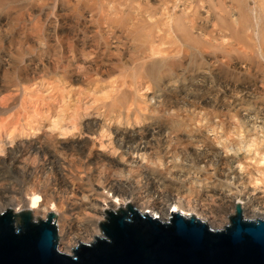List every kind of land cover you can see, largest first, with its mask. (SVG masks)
<instances>
[{
	"label": "bare ground",
	"instance_id": "6f19581e",
	"mask_svg": "<svg viewBox=\"0 0 264 264\" xmlns=\"http://www.w3.org/2000/svg\"><path fill=\"white\" fill-rule=\"evenodd\" d=\"M47 1L0 0V24L29 22L38 50L54 49L48 69L60 72L61 86L48 98L52 103L40 102L45 92L37 84L49 71L25 59L36 48L0 61V142L6 136L12 144H0V213L29 210L46 219L56 210L59 249L66 253L102 234L100 222L116 200V209L131 203L161 221L180 213L213 229L230 223L238 203L246 219H264V107L244 96L240 106L223 100L251 91L249 76L232 71H238L233 60L242 59L254 78L264 70L257 60L264 57V0H104L97 8L136 44L117 50L114 61L113 53L100 57V42L84 43L89 51L82 52L100 57L92 63L72 62L80 51L72 30L57 34L55 48H41L49 39L43 26L57 8L56 0ZM45 4L50 14H43ZM203 7L210 17L198 22ZM110 37L106 31L107 47ZM219 57L225 65L201 92L209 79L198 80L197 72ZM150 89L161 92L154 104ZM146 121L138 132L118 126Z\"/></svg>",
	"mask_w": 264,
	"mask_h": 264
},
{
	"label": "water",
	"instance_id": "95a60500",
	"mask_svg": "<svg viewBox=\"0 0 264 264\" xmlns=\"http://www.w3.org/2000/svg\"><path fill=\"white\" fill-rule=\"evenodd\" d=\"M105 210L102 235L59 249L56 214L31 211L0 217V264H264V219H246L236 205L230 223L213 229L196 217L174 213L170 221L143 214L131 203Z\"/></svg>",
	"mask_w": 264,
	"mask_h": 264
},
{
	"label": "rangeland",
	"instance_id": "374dc122",
	"mask_svg": "<svg viewBox=\"0 0 264 264\" xmlns=\"http://www.w3.org/2000/svg\"><path fill=\"white\" fill-rule=\"evenodd\" d=\"M58 1H60V3H58ZM79 1H80V5L77 4V2H79ZM102 1H104V0H89V1H87V0H56L57 8L54 10V14L48 16L47 22H45V25L43 26V30L47 33V35L49 36L48 37L49 39L46 40L45 46H41V48L42 47L46 48V45H50V46H53V48H55L54 44L57 42V39H58V35L57 34H59V32H61V30H64V29H65V31L72 30V33L73 34L75 33V38L74 39L77 40V43H78L77 46L79 47V50L81 51V52L80 51L77 52V57H76L77 59L74 56L72 57V62H75L79 58L80 60L86 61L87 63H92V62L98 61L100 59V57H101L100 54H104V55L107 54L106 56H104V55L103 56H104V58L105 57L109 58L108 55H111V53L114 54L111 57V59L116 61V58L118 57L116 54H117V52L119 50L124 51L125 48H127L129 46L133 47L136 43L133 41V39L131 37L132 35L130 36L128 33H126L125 29L122 26H120L119 22H114L113 20L112 21H107L106 20V17H109V16H106V15L104 16V14L100 11V8H97L98 4H99V6H101L103 4ZM161 1H163V0H156V4H158V2H161ZM47 2L52 3L51 0L47 1ZM36 3H37L36 6H38V7L41 5L38 2H36ZM172 3H173V1H171L170 4H172ZM77 7H79L80 9H77ZM43 8H45L43 10V14L46 15V14H50L51 13L50 12L51 11L50 8H48L46 4H45V6ZM181 8H183V6H181ZM98 11H100V12H98ZM199 12L200 13H199L198 22H200V21L203 22V21L206 20V18L208 16L210 17V13L207 14L206 8H204V7L201 8ZM102 14H103V16H102ZM73 20L76 21L77 24ZM21 22H23V21H21ZM21 22L20 21H16V23L14 25V24L11 23V19H9V21L5 20L4 22H2L0 24V61L5 64V63H7L6 61H8V59H12L13 57H17V56L19 57L20 55H18V54L24 53L22 50L26 49L28 46H31V47H29V49H31V51H33L36 48L33 51L34 53L31 52L32 54H28L25 57V59L31 57V58L35 59V62H37V63L39 62L38 64L42 65L41 67H45L44 64H46V68H47V71H49L48 72L49 74L46 75L45 77H42V78H44V80L40 79V81L37 84V88H40V91L45 92V93H43L42 96H43V98L45 97L46 99L44 98L43 99L44 101L39 99L40 102H42L44 104L52 103V101H49V99L52 100V98L56 95L55 90L57 89V87L58 86L61 87L59 82L57 81V78L60 76V72L56 73L58 70H56V72H55L54 69H52V67L50 69H48L49 66L54 64V60L56 59V56L54 54L55 51L52 48L50 49V51L47 50L48 52H45V50L44 51L43 50L39 51L40 49L37 48L39 45H36V43L38 44V42H39L38 38H37V33L38 32L36 33L34 28H32V26L30 25L31 23L25 22V21L23 23H21ZM68 22H71V25ZM72 24H74V26L76 24V27L72 28ZM13 26H15V27H13ZM44 27L46 29H44ZM106 31L110 32V34H111V37L108 40V41H110V43H109L110 47H109V45H108V47L105 46ZM103 32H105V33H103ZM130 41H132V42H130ZM92 42L94 44L96 42H100L99 43V48H100L99 55H100V57H98V55L96 53H94V54H86L89 51L88 50L89 48H86V47H88L89 44H91ZM84 43H86V47L84 46ZM67 44L68 43L65 41L63 50H64V48L66 50ZM116 45H118V49H117ZM102 46H103V48H102ZM20 47L22 48L21 50H20ZM101 48H102V50H101ZM82 49H86L85 50L86 53L82 52L83 51ZM248 55H249V57H251V54H248ZM218 60L219 61L215 62L214 59H211V58L208 59L206 61L207 63H205L203 65L205 67L202 66L203 68H201L197 72V74L199 73L198 77H197L198 80L201 78L200 74L202 76L205 75L209 79L205 83L204 91H201V92H206L208 89L211 88V86H212L211 82L213 80V76H212L211 72L216 73L218 71L217 70L218 65H221V64L225 65L226 58L219 57ZM257 60H259L261 62L262 68H264V57L260 56V58L257 59ZM28 63H32V64H30L29 67L31 68L33 66L32 69H34V65L35 64L33 62H29V61H28ZM231 63L234 64V65L238 64V66L236 65L238 71L234 70V69L233 70L231 69L232 71H234V73H238L240 71L241 72L240 76H242L244 74L249 76L248 78L252 81V83L250 84L251 85V91L249 93L243 92V93H238V94L230 92L229 93V97L226 98V99L225 98L223 99L224 102L227 103V104L240 106L239 105L240 101H243L244 99H248L249 101L252 102V104H255V102L257 101V104L258 105L261 104L262 106L260 105V107L263 108L264 107V105H263V103H264V91H263L264 84L262 82H264L263 81L264 70L262 69L263 72L260 71L259 72L260 75L256 76L257 78L256 77L254 78L250 73H247V71L246 72L244 71L246 69V64L243 63L242 59L237 58V59L233 60ZM255 72H256V70L253 71L252 73H255ZM238 76H239V74H238ZM251 76L253 78H250ZM195 81H197V80H195ZM44 82H46V83L49 82L48 85L51 86L50 89H49V86L46 83H44ZM42 83H43V85H42ZM120 83H121L120 80H118L117 84H120ZM184 83H187V82H184ZM207 83L209 85H207ZM200 84H202V83H200ZM35 85L36 84H34V86ZM34 86L31 85L30 87H34ZM43 87H44V89H43ZM107 87L109 89V87H111V86L107 85ZM49 92H51V93H49ZM262 92H263V94H262ZM221 93H223V92L221 91ZM18 94H20V93H17V94L15 93L16 96H18ZM160 94H161V92L160 93H154V91L152 89L148 90L147 95H149V97L152 96V95H155V99H153L151 104H154V103H156V101H159ZM203 94H206V93H203ZM32 95H35V97L37 98L38 93H35V94L32 93ZM28 96H29V93H28ZM242 97L244 99L240 100ZM211 98H212V96H211ZM88 118L89 119H93L94 118V119L99 120L100 117H98V116L96 117L95 115H92V116H88ZM260 121H261V119L258 120V123ZM150 123H151L150 121H146V122L137 124L136 126H132V125H125V126L124 125H118V126L121 129H127L129 131H133V132L137 131L138 132V131H140L141 128L148 127L150 125ZM114 124H116V123H114ZM111 135H112V137L114 136V134H112V133H111ZM211 135L212 134H210V136ZM164 136H165V134L162 135V136H159L158 139L161 138V140H162V139H164ZM113 139H114V137H113ZM1 140L2 141L0 142V144L3 143L6 148L12 146V144H10L11 142L9 141L8 137L6 138V136H5ZM104 141H106L105 138H104ZM153 141L156 142V139L154 138ZM95 150L98 151V152L100 151L102 153L108 151L107 149H105V147L102 148V147H99V145L96 146ZM0 155H1V153H0ZM135 158H136V156H135ZM55 212H56V210H54V209L51 210V213H55ZM55 214H57V213H55ZM34 218L36 220L39 219V218L45 219V218H42V217H34ZM56 224H57V222H56ZM101 233H102V230H101ZM100 235H102V234H100Z\"/></svg>",
	"mask_w": 264,
	"mask_h": 264
},
{
	"label": "snow or ice",
	"instance_id": "6c2138e0",
	"mask_svg": "<svg viewBox=\"0 0 264 264\" xmlns=\"http://www.w3.org/2000/svg\"><path fill=\"white\" fill-rule=\"evenodd\" d=\"M35 199L40 200L41 197L37 196V197H35ZM118 204H120V201H119V200H116V201H115V205H118ZM115 205L113 206V209H112L113 211H122V209H116V208H115ZM34 206H35V205H34ZM173 211H175V210H173ZM2 215H3V214L0 213V217H2Z\"/></svg>",
	"mask_w": 264,
	"mask_h": 264
}]
</instances>
